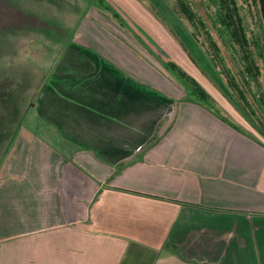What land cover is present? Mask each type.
I'll list each match as a JSON object with an SVG mask.
<instances>
[{
    "label": "crops",
    "instance_id": "crops-1",
    "mask_svg": "<svg viewBox=\"0 0 264 264\" xmlns=\"http://www.w3.org/2000/svg\"><path fill=\"white\" fill-rule=\"evenodd\" d=\"M101 1L57 42L29 134L0 161V264H264V140L209 86L170 13ZM161 60L243 130L185 99Z\"/></svg>",
    "mask_w": 264,
    "mask_h": 264
},
{
    "label": "rangeland",
    "instance_id": "rangeland-1",
    "mask_svg": "<svg viewBox=\"0 0 264 264\" xmlns=\"http://www.w3.org/2000/svg\"><path fill=\"white\" fill-rule=\"evenodd\" d=\"M96 1L0 0V161L17 134H29L30 125L33 124L32 118H30L33 101L40 84L48 80L51 53L58 49L57 42H62L69 30L73 28L74 18L79 11L85 8L86 3ZM137 1L149 13L157 14L162 18L165 13H170L179 22L188 34L187 38L193 42L194 51L202 59L200 63L206 67V72H201L198 69L209 86L224 97L234 115L237 114L244 118L243 114L225 98L226 89L222 79L209 66L204 55L200 52V48L188 33L185 24L190 26L192 31L194 28L185 17L182 16V21L179 18L176 12L179 11L177 1ZM187 1L191 2L196 14L207 24L215 40L219 44L222 43L216 31L217 21L214 20L218 10L215 0ZM235 1L246 30L252 56L256 64L263 68L259 88L264 95V27L258 6L252 0ZM122 15L123 18L112 15V20L137 38L136 29H133L129 23L128 15L127 17ZM68 17L71 19L69 20ZM163 22L166 23L164 19ZM194 32L204 41L199 30ZM60 44L62 46L63 42ZM181 45L184 47L182 42ZM229 117L231 118V116Z\"/></svg>",
    "mask_w": 264,
    "mask_h": 264
},
{
    "label": "trees",
    "instance_id": "trees-1",
    "mask_svg": "<svg viewBox=\"0 0 264 264\" xmlns=\"http://www.w3.org/2000/svg\"><path fill=\"white\" fill-rule=\"evenodd\" d=\"M176 1L179 9L176 12L181 21L185 17L191 27L194 28V31L199 30L202 33L204 41L190 29V26L185 24L188 33L200 48V52L204 55L209 66L222 79L226 89L225 98L243 114L245 120L264 140V95L259 88L263 68L256 64L252 56L249 40L242 18L239 15L236 1L215 0L218 10L214 20L217 21L215 25L218 36L222 41L220 44L213 37L207 24L196 14L190 1ZM252 1H255L258 6V12L264 27V0ZM97 2L104 9L108 8L102 4L101 0H97ZM184 46L187 54L201 72H206V67L200 63L202 59L193 49L185 44ZM226 58L229 60L227 61ZM161 64L182 85L185 90V99L203 106L233 127L243 130L233 120H229L224 116L215 100L196 79L172 61L161 60ZM156 140L157 135L155 134L147 145H152Z\"/></svg>",
    "mask_w": 264,
    "mask_h": 264
}]
</instances>
